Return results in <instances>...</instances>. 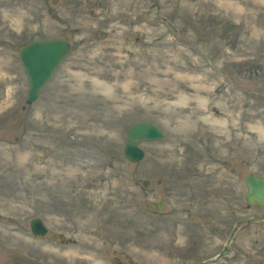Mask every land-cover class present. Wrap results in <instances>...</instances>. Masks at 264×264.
Returning <instances> with one entry per match:
<instances>
[{
    "label": "rangeland",
    "instance_id": "1",
    "mask_svg": "<svg viewBox=\"0 0 264 264\" xmlns=\"http://www.w3.org/2000/svg\"><path fill=\"white\" fill-rule=\"evenodd\" d=\"M41 38L70 52L22 108L19 50ZM138 119L165 136L132 163ZM248 173L264 176V0H0V264L206 260L264 215ZM215 264H264V220Z\"/></svg>",
    "mask_w": 264,
    "mask_h": 264
},
{
    "label": "water",
    "instance_id": "2",
    "mask_svg": "<svg viewBox=\"0 0 264 264\" xmlns=\"http://www.w3.org/2000/svg\"><path fill=\"white\" fill-rule=\"evenodd\" d=\"M70 50V44L61 38L36 39L23 46L19 51V59L28 79V91L25 98L26 104L35 102L45 84L52 77L54 71L63 62ZM125 140L122 148L123 155L132 163H136L143 157V150L139 146L142 141H161L164 133L151 121L139 119L131 123L124 134ZM149 184L143 181V186ZM247 187L244 200L249 206H264V177L249 173L244 178ZM151 208L161 210L162 202H151ZM264 215L247 217L238 220L231 229L229 236L221 251L212 258L190 264H214L227 252L230 242L237 230L247 224L263 221ZM30 228L34 236H42L46 227L40 218L30 221Z\"/></svg>",
    "mask_w": 264,
    "mask_h": 264
},
{
    "label": "flooded vegetation",
    "instance_id": "3",
    "mask_svg": "<svg viewBox=\"0 0 264 264\" xmlns=\"http://www.w3.org/2000/svg\"><path fill=\"white\" fill-rule=\"evenodd\" d=\"M157 209V208H156ZM158 210V209H157ZM40 218V217H39ZM41 220H42V222H43V224L45 225V227H46V232L42 235V236H40V237H43L47 232H48V227H47V225L45 224V222L43 221V219L42 218H40ZM31 220V219H30ZM29 223H30V221H29ZM39 238V237H38ZM36 264H42V263H36Z\"/></svg>",
    "mask_w": 264,
    "mask_h": 264
}]
</instances>
